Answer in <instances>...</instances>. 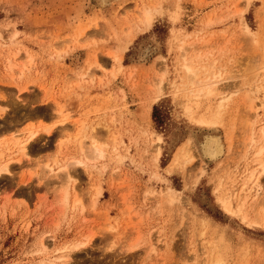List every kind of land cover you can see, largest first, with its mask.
I'll return each mask as SVG.
<instances>
[{"label": "rangeland", "instance_id": "1", "mask_svg": "<svg viewBox=\"0 0 264 264\" xmlns=\"http://www.w3.org/2000/svg\"><path fill=\"white\" fill-rule=\"evenodd\" d=\"M253 101L264 0H0V264H264Z\"/></svg>", "mask_w": 264, "mask_h": 264}, {"label": "bare ground", "instance_id": "2", "mask_svg": "<svg viewBox=\"0 0 264 264\" xmlns=\"http://www.w3.org/2000/svg\"><path fill=\"white\" fill-rule=\"evenodd\" d=\"M151 7V6H150ZM156 10H157V8H156ZM152 13L154 14V12L152 11V9L151 8H146L145 10H144V16H143V23L146 25V27L148 28V27H150L151 26V24H152ZM142 18V17H141ZM211 22V21H210ZM193 60V59H192ZM198 62V61H197ZM192 63V62H191ZM187 65V64H186ZM193 66V65H192ZM200 66V65H199ZM187 69L186 70H188V74H194V68L193 67H191V65H187V66H185ZM203 82V81H202ZM205 83H206V81H205ZM201 85V84H200ZM203 87V86H202ZM207 87V86H206ZM208 87H209V85H208ZM204 90H205V88H204ZM215 89H210L209 90V94L211 95H213V91H214ZM217 90V89H216ZM198 91V90H197ZM216 92V91H215ZM202 93H203V90H202ZM218 94V93H217ZM196 95V94H195ZM199 96H200V93L198 94ZM211 95V96H212ZM197 96V95H196ZM207 96V95H206ZM210 96V97H211ZM193 97V96H192ZM208 97V96H207ZM199 98V97H198ZM223 98V97H222ZM224 102V101H223ZM223 105H224V103H222ZM222 104H220V106L222 105ZM222 105V106H223ZM263 105V104H262ZM225 106V105H224ZM217 107V106H216ZM260 105H257V104H255V102L253 101V103H252V105H251V109H254V111H253V113H251L252 115L251 116H253L254 118H256L257 119V123H259L260 124V128H259V132H260V139H259V141H264V115H261L260 114V112H259V109H260ZM212 108V107H211ZM221 110V109H220ZM212 112V111H211ZM219 112V111H218ZM212 114V113H211ZM218 114V113H217ZM216 114V115H217ZM220 115V114H219ZM209 117V116H208ZM212 118V117H211ZM214 118V117H213ZM215 119V118H214ZM201 121L200 122H206V123H210L209 121H207L206 119H204V118H201L200 119ZM213 121V120H212ZM215 124H216V122H215ZM250 127V126H249ZM32 132V131H31ZM31 132H30V134H31ZM37 133V132H36ZM35 132H33L31 135H30V137L29 136H27V138L26 139H28V140H26V142H25V140H23V145H22V143H21V146L19 147L20 148V151H22V153L23 154H25V153H27L28 152V150H29V145H30V142L33 140V138L38 134H36ZM29 137V138H28ZM161 140V138H158V140L157 141H160ZM257 141V140H256ZM25 142V143H24ZM258 142V141H257ZM194 143V142H193ZM252 143V142H251ZM17 144V143H16ZM158 144V143H157ZM20 145V144H19ZM92 152H94V155L96 156V157H102L103 155H104V151H103V149L101 148V147H99V145L98 144H96V143H92ZM194 145H192V142L190 141V139L185 143V146L184 147H181L180 149H179V151L177 152V156H176V158H175V160H174V162H173V164L174 163H177V162H179L180 160H181V157L183 156V157H186L185 155H186V153H185V150H187V148L189 149V151H190V153H189V158H191V159H193V158H195L196 156H195V149H194V147H193ZM18 148V149H19ZM202 148H203V153H204V155L205 156H207L209 159H214V158H216L220 153H221V151H222V144H221V141H220V139H219V137L217 136V135H209V136H207L206 138H205V140H204V142H203V145H202ZM22 149V150H21ZM159 146L157 145V151H159ZM2 152V153H1ZM0 155H2L3 156V149H2V151H0ZM3 158V157H2ZM8 162V161H7ZM84 161H82V160H76L75 161V163L76 164H84L83 163ZM171 162V161H170ZM255 162L256 163H258V167L257 168H254V170H252L251 172H250V174L248 175L249 177H248V179L247 180H245V187L247 188L248 187V182L249 181H255V185H256V189H255V191H256V194H255V196H253V198H254V200H256L257 199V197L260 195L259 193L261 192V190L263 189V187H262V178L264 177V144L262 145L261 144V146H260V148L259 149H257V152H256V158H255ZM2 165V164H1ZM181 165V164H180ZM1 169H0V174L1 175H3V172L5 173H10V164L9 163H7V164H5V165H3V166H1L0 167ZM260 168V171L258 172V169ZM258 174V175H257ZM245 178V177H244ZM251 187V186H250ZM242 191V190H241ZM246 191V190H245ZM251 191V190H250ZM249 191V192H250ZM171 192H172V190H170L169 191V196L171 195ZM63 194V193H62ZM241 195V194H240ZM249 197V194L247 193V195H245V199H240V203H239V205L238 204H236V205H238V207L236 208V209H233L230 205H225L224 207H226L227 209H228V211L230 212V213H232V214H234V215H237V216H241L242 215V218L245 220V219H247L246 217V214H244L243 215V213H244V207H245V204H246V200H247V198ZM170 199H172L171 197H170ZM173 200V199H172ZM257 201V200H256ZM261 200H259V203H260V205H261V203L262 202H260ZM255 202V201H254ZM259 203H257V205L259 204ZM263 205V204H262ZM264 206V205H263ZM262 206V208H263V210H264V207ZM235 208V207H234ZM248 211V210H247ZM252 214V213H251ZM256 217H254V219H251V217H253L252 215H251V217L249 218V221L250 222H248L249 224H259L260 223V221H261V219H260V215L258 216V214H256L255 215ZM251 219V220H250ZM262 223V222H261ZM260 225V224H259ZM262 226H263V224H262ZM213 227V226H212ZM213 231H215V230H213ZM216 232V231H215ZM220 233V232H219ZM88 242V241H87ZM213 243V242H212ZM74 245H76V244H74ZM46 251V250H45ZM64 254V253H63ZM72 254V253H71ZM217 254V253H216ZM56 259H58V260H63V262H62V264H69V254L68 255H62L61 257H59V258H56ZM212 261V260H211ZM55 262H57V261H55ZM55 264V263H54ZM57 264V263H56ZM213 264H225V261H224V259L221 257V256H217L215 259H214V262H213Z\"/></svg>", "mask_w": 264, "mask_h": 264}]
</instances>
